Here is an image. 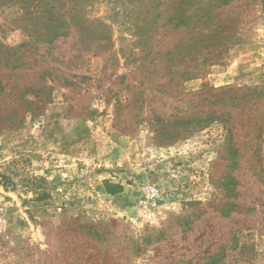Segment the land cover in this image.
Returning a JSON list of instances; mask_svg holds the SVG:
<instances>
[{"label":"rangeland","instance_id":"374dc122","mask_svg":"<svg viewBox=\"0 0 264 264\" xmlns=\"http://www.w3.org/2000/svg\"><path fill=\"white\" fill-rule=\"evenodd\" d=\"M0 264H264V0H0Z\"/></svg>","mask_w":264,"mask_h":264},{"label":"trees","instance_id":"16d2710c","mask_svg":"<svg viewBox=\"0 0 264 264\" xmlns=\"http://www.w3.org/2000/svg\"><path fill=\"white\" fill-rule=\"evenodd\" d=\"M47 6H49V1H46ZM56 3V2H55ZM56 7L55 5H51L48 11H45L44 13H42V20H46L48 22H52V23H59L60 22V15L59 13L55 12ZM59 31L65 32L66 30L70 31L69 27L66 25V23H59V27H58ZM55 35V37L59 36L58 32H54L53 33ZM106 186H110L113 187L112 185H110V183L106 182ZM115 189H110L108 191V194L110 195H115L119 192H121L122 187L121 186H114Z\"/></svg>","mask_w":264,"mask_h":264},{"label":"built area","instance_id":"2783aa9c","mask_svg":"<svg viewBox=\"0 0 264 264\" xmlns=\"http://www.w3.org/2000/svg\"><path fill=\"white\" fill-rule=\"evenodd\" d=\"M150 196H151V201H152L151 204L153 206H157L158 200L160 198V195H159L158 190L157 189H153L152 192H151V194H150Z\"/></svg>","mask_w":264,"mask_h":264}]
</instances>
